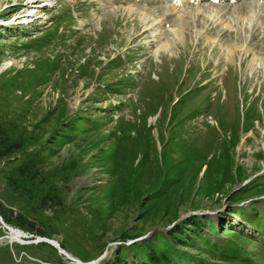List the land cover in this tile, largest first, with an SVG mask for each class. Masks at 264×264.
Wrapping results in <instances>:
<instances>
[{
    "label": "rangeland",
    "instance_id": "1",
    "mask_svg": "<svg viewBox=\"0 0 264 264\" xmlns=\"http://www.w3.org/2000/svg\"><path fill=\"white\" fill-rule=\"evenodd\" d=\"M29 1L0 0V122L25 143L0 162L4 206L23 209L4 176L38 155L66 206L22 211L81 261L112 264L126 234L146 239L199 216L244 259L229 264H264V237L238 210L264 200V20L208 14L214 0ZM184 6L199 25L171 23ZM227 30L241 37L228 54ZM76 116L82 124L69 125ZM23 232L10 243L0 223V264H77Z\"/></svg>",
    "mask_w": 264,
    "mask_h": 264
},
{
    "label": "trees",
    "instance_id": "2",
    "mask_svg": "<svg viewBox=\"0 0 264 264\" xmlns=\"http://www.w3.org/2000/svg\"><path fill=\"white\" fill-rule=\"evenodd\" d=\"M73 116L74 115L71 116V119ZM76 117V120H71V124L69 125L82 124V121L78 118L80 116ZM83 124L86 126L90 124V121L85 120ZM69 125H65L59 130L57 135L60 136V138L69 137L66 132L72 129V126ZM6 127L7 125L0 122V162L7 160L16 152L22 151L25 146L22 139L12 140L8 135ZM97 128L98 127H95L94 130H97ZM51 139H53V137H51ZM47 142L49 143L50 140ZM41 162L42 160L38 155L27 158L21 164L10 168L8 174L4 176L6 189L16 197L15 200L12 199L13 202H21L23 204L22 210L27 209V212L35 214L34 217L37 215L43 216L46 210H56L58 213H62L66 206L63 196L59 194L57 185L59 181L56 182L57 180L55 179L56 177H60L57 174L61 166H51L50 174L52 178L55 179V182H53L50 181L46 174V167H41ZM258 178L262 177L253 178L250 184L258 180ZM177 179L178 178H175L174 180ZM246 187L247 185H245L243 189H246ZM254 197H258V195ZM22 210L15 212L11 206L7 208L0 200V216L6 224L19 228L22 231L36 233L40 236L50 238V235L44 231L42 232L39 230L38 233L35 221L29 220ZM238 210L241 211L244 220L250 225L258 227L260 231L259 236L264 237V200L253 203L248 206V208H238ZM50 219L51 217L49 220ZM180 222L181 220L177 222L179 225L172 229H167V231L157 230L154 235L149 238L129 244L122 243V245H119L116 250H114V252H119V254L112 257V264H229L228 258H235L236 261L244 260L242 258L240 259V257L234 253L229 254L220 249L221 244L218 240L209 238L207 234L201 231V226L205 224L204 218L200 219L199 216H195L190 218V221L185 220L182 223ZM206 229L209 230L210 234L216 231V227L213 223L206 227ZM227 235H236L240 239H244L241 233H231ZM126 237L131 240L137 238V236L127 234ZM196 243H198V245ZM188 244H191L194 250L199 251L200 254L194 256V253L183 249L184 246H189ZM205 250L207 252H205ZM205 253L208 254L207 257L204 256ZM216 253H219L221 261L215 262L213 260ZM128 257L132 260L131 262L128 261Z\"/></svg>",
    "mask_w": 264,
    "mask_h": 264
},
{
    "label": "bare ground",
    "instance_id": "3",
    "mask_svg": "<svg viewBox=\"0 0 264 264\" xmlns=\"http://www.w3.org/2000/svg\"><path fill=\"white\" fill-rule=\"evenodd\" d=\"M129 1H131V0H129ZM175 1L178 3H182V5H186L187 3H190V2H193V3L198 2V0H175ZM207 1H209V0H207ZM214 1L217 2L220 0H214ZM29 2H32V1L30 0ZM209 2H211V1H209ZM215 2L210 3L207 6V8L204 9V11L207 12L208 14L215 13L217 16H222V18L224 17L225 14L236 15V16L240 15L241 16L243 14H246L249 11H252L256 15H258V17L260 19L264 20V0H227L225 3H223V5L219 4V2H217V4L222 5V7H220V8H214L213 6H211V5L215 4ZM186 7L187 6H184L185 9L181 12L182 14L181 15L178 14L175 20L169 18L171 20V23L175 24V25H179L180 27H182L183 24L188 22V20L192 19L191 21L195 23V26L199 25L200 21L198 18L199 17L201 18V16L198 13V9H196L195 11H197V12H195V11L187 10ZM148 10L151 11L153 9L148 8ZM170 10H174V7L170 8ZM31 12H27L25 14L26 18L24 19V22L28 23L29 19H31V17H30ZM193 12H195V13H193ZM165 13L166 12L162 11V13H160V14L164 15ZM249 14H250V12H249ZM25 15H23V16H25ZM20 16L21 15H19L18 17H20ZM23 16L20 18H23ZM195 16H196V19H195ZM164 19H166V17H163V20ZM165 21H168V20H165ZM207 27H208V25L205 26V29ZM205 29H201L203 34L207 33L205 31ZM228 30L226 32V36H227V39L229 41L227 40V43L225 44L226 45L225 49H226L227 54L231 53L233 51V49L238 46L237 42H238V40L241 39L240 35H238V33H236L237 41L231 42V34H230L231 32ZM172 32L174 35L177 36V30L176 29H173ZM187 37H188V33H187ZM167 39L168 40H174V36H172L171 38L167 37ZM206 40L210 41V38L206 37ZM23 233L24 232L21 231L20 229L11 226V230H10L9 235H8L9 242L12 243L15 241V242L24 243V240L21 237V235ZM68 254H69V256H71L75 259H78V258L74 257L72 254H70V253H68ZM83 262H89V261H83ZM88 264H93V262L92 263L89 262Z\"/></svg>",
    "mask_w": 264,
    "mask_h": 264
},
{
    "label": "water",
    "instance_id": "4",
    "mask_svg": "<svg viewBox=\"0 0 264 264\" xmlns=\"http://www.w3.org/2000/svg\"><path fill=\"white\" fill-rule=\"evenodd\" d=\"M0 223L6 227V229L8 230V232H10L11 226H9L8 224H6L4 222V220L2 219L1 216H0ZM21 237L22 238H28V235H26L25 233H23L21 235ZM30 237H33L34 238V240H31L33 242H46V243H49L51 246L55 247L60 254H62L67 259H69V260H71V261H73V262H75L77 264H88L89 263V262L80 261L78 259H75V258L69 256L68 252L64 248H62V246L60 245V243L57 240H55V239L48 238V237H45V236H40V235L39 236L38 235L37 236H32L31 235ZM5 238L8 239V235H5ZM141 239H143V238L140 237V238L133 239V240H131L130 243L136 242V241H140ZM8 241H9V239H8Z\"/></svg>",
    "mask_w": 264,
    "mask_h": 264
}]
</instances>
